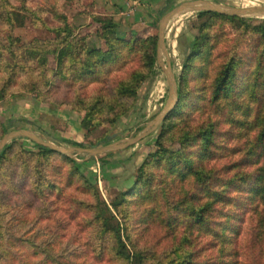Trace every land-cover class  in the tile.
<instances>
[{
	"label": "trees",
	"instance_id": "obj_1",
	"mask_svg": "<svg viewBox=\"0 0 264 264\" xmlns=\"http://www.w3.org/2000/svg\"><path fill=\"white\" fill-rule=\"evenodd\" d=\"M16 1L19 4L14 6L0 0V50L4 52L0 56V97H15L29 85L33 97L45 105L53 89L62 86L65 94L52 101L83 111L82 128L102 121L117 126L132 112L141 83L154 73L156 36L122 40L113 35L110 19L94 17L101 23L106 50L87 49L75 27L60 16L61 25L52 28L53 38H34L16 46L13 29L21 21L18 14L42 24L35 9L26 7L24 0ZM170 1H164L158 16L173 6ZM194 16L196 31L187 43L181 69L173 75L177 102L158 127L137 142L152 137L156 148L142 158L132 180L110 207L98 197L95 173L89 165L96 161L100 169L113 166L119 162L116 152L86 159L84 153H74L77 160L22 137L11 138L0 149V165L16 154L12 178L18 177L11 192L49 204L57 198L62 201L61 212L84 232L83 254L96 263L264 264V228L253 231L250 226L245 231L242 224L250 208L253 212L259 209L257 214L264 219V18L210 11H196ZM226 26L233 32L223 30ZM50 54L55 70L46 66ZM127 57H136L135 66L104 87L109 67ZM162 103L145 121L154 117ZM145 121L131 128L133 134ZM26 122L35 130L33 121ZM14 126L11 119L0 122V137ZM129 130L122 126L116 137L126 136ZM108 137L105 133L94 144H106ZM165 142H176L178 148L168 150ZM29 158L35 160L32 166L27 164ZM67 189L86 193L91 202ZM48 195L55 198L47 201ZM127 222L160 226L166 246L159 252L136 246ZM198 236H203L200 246H196ZM212 247L213 252L201 256L203 249ZM50 250L51 242L40 245L0 228V264H83Z\"/></svg>",
	"mask_w": 264,
	"mask_h": 264
},
{
	"label": "rangeland",
	"instance_id": "obj_2",
	"mask_svg": "<svg viewBox=\"0 0 264 264\" xmlns=\"http://www.w3.org/2000/svg\"><path fill=\"white\" fill-rule=\"evenodd\" d=\"M146 0H24L26 7L35 9L36 15L39 20L32 21L23 13L19 24H15L13 29V36L16 46H22L30 40L37 38L40 40L51 39L55 36L52 28L61 25L60 16H64L66 22L75 27L76 35L83 39L85 48L106 50V38L101 28V23L96 21L94 17H99L104 20L110 19L114 24L113 35L122 40H131L133 37L145 38L147 36H156L157 21L160 16L155 15L153 24L147 26L144 22L148 19L145 14L143 2ZM157 0H151L150 5L153 9ZM183 0H171L170 5H174ZM221 5L228 6H248V5H264V0H212ZM11 5H18L16 0H9ZM137 11V13H136ZM140 12V14H139ZM21 13V12H20ZM24 15V16H22ZM141 16L138 18V16ZM251 18H263L260 16H252ZM195 23L194 12H185L172 17L166 24L164 29V43L167 50V56L170 61L171 72L177 75L181 69V63L187 51V43L190 40L191 34L196 29L193 27ZM223 30L233 32L230 27H223ZM2 32L0 31V37ZM4 52L0 50V56ZM128 59V60H127ZM127 60V61H126ZM136 57H127L123 62H118L117 66L111 65L108 74L105 76L103 82L104 87L109 86L110 82L119 77L125 76L126 72L135 66ZM164 56L160 54L156 58V65L154 73L151 74L136 92L133 101L132 112L126 118H123L119 123L114 126L102 121L100 124L90 127L85 130L79 124L83 115V111L70 110L68 104H55L53 101L61 98L65 94V89L62 86L53 89V94L50 96L49 104L40 105L33 97L34 92L27 85L26 90L17 91L15 97H0V105L2 101L9 98H22L24 96L31 97L36 104L40 107H45L46 112H41L38 115L37 121L44 120L45 125H48V133L37 131L33 132L40 138L51 141L56 145L66 147L70 146L61 142L59 138L72 140L82 143L85 147L99 146L100 143L94 144L95 141L103 134L109 135L108 139L111 141L127 137L133 134L131 128L138 123L145 121L146 117L153 113L160 105L161 100L166 98V83L164 75L161 71L160 65L164 64ZM115 65V64H114ZM46 66L55 70L54 55H48ZM91 86V85H89ZM53 100V101H52ZM163 103L161 105H163ZM67 111L69 114L64 113ZM152 119V118H151ZM151 119L145 121L144 125ZM18 123H15L14 128H17ZM124 126L129 130L126 136L117 138L118 130ZM50 134V135H49ZM54 135V137L52 136ZM152 137H146L142 142L134 144L132 148L125 151L123 149L114 151L117 153V160L113 166H104L100 169L98 163H90V170L95 173V186L98 197L106 205L110 207V203L119 199L120 193L128 186L135 174V169L142 160V158L149 152H152L156 146L151 140ZM25 148L31 150L28 143L24 144ZM164 146L168 150H175L178 148L176 142H165ZM34 150V149H32ZM132 153V158H127ZM9 159L0 165V228H9L13 236L31 238L35 243L44 245L51 242L53 253H62L67 255L69 260L83 264H99L89 259L88 256L83 254V236L84 232H80L78 226L74 221L67 220L65 215L61 212L62 201L58 198L54 199L53 195L47 196V201L55 200L53 204L46 201H34L31 196L27 197L25 194H16L11 192V185H13L18 177L12 178V173L15 172L14 168L17 161L14 159L16 154L13 152L9 155ZM75 158V154L67 155ZM19 157V156H18ZM50 159V158H49ZM48 161L42 166L43 173H45ZM79 160V159H77ZM16 161V162H15ZM27 164L32 166L35 163L33 158L27 160ZM18 172V171H17ZM16 172V173H17ZM47 178V177H46ZM12 182V183H11ZM70 194L84 199L85 202H91L86 193H81L71 189H67ZM31 202L29 206L28 202ZM111 209V208H110ZM253 212L250 208L244 213L243 228H264V219H260L257 211ZM112 211V209H111ZM126 206L124 212H126ZM264 213V212H263ZM262 213V214H263ZM261 214V215H262ZM85 215V212L78 217ZM90 213L86 218H89ZM126 226L131 234L132 242L136 246L147 247L157 252L161 251L167 244L166 238H161L160 226L150 223H136L134 225L127 222ZM87 228V227H86ZM79 231V232H78ZM196 246H200L203 242V236L197 237ZM261 248L264 250V238ZM215 250V248H214ZM213 252V247L203 249L201 256Z\"/></svg>",
	"mask_w": 264,
	"mask_h": 264
},
{
	"label": "water",
	"instance_id": "obj_3",
	"mask_svg": "<svg viewBox=\"0 0 264 264\" xmlns=\"http://www.w3.org/2000/svg\"><path fill=\"white\" fill-rule=\"evenodd\" d=\"M196 11H210L226 16H236V17H252L260 16L264 18V5L254 4L248 6H228L221 5L212 0H183L169 9H167L157 21L156 26V45L155 52L156 58L162 54L164 56L165 65H160L161 71L164 75L166 83V98L160 110L154 115V117L147 122L139 131L133 135L123 137L111 142H108L99 146H66L62 147L54 144L51 141L45 140L38 137L32 131L26 128H13L4 132L0 137V149L4 144L14 137H22L30 140L35 144L44 146L50 150L56 151L61 154L71 155V153L79 154L84 153V158L94 157L101 153H106L110 151L121 150L127 148L133 144H136L139 140L153 132L165 116L174 108L177 102L176 93V83L174 76L171 72L170 61L167 56V50L164 43V29L167 22L174 16L185 13V12H196Z\"/></svg>",
	"mask_w": 264,
	"mask_h": 264
},
{
	"label": "crops",
	"instance_id": "obj_4",
	"mask_svg": "<svg viewBox=\"0 0 264 264\" xmlns=\"http://www.w3.org/2000/svg\"><path fill=\"white\" fill-rule=\"evenodd\" d=\"M151 0L144 1L143 8L145 11V14L147 15L148 19L145 20V24L147 26L153 24V19L155 18V15L158 14V11L165 0H157L156 7H152L150 5ZM137 13V11H136ZM140 14V12H139ZM141 16L139 15L138 18ZM43 112H46L45 107H40L31 97L24 96L20 98H9L8 100L2 101L0 105V122H7V120L11 119V123H18L17 128H26L30 131L37 132L42 131L45 132L48 129V125H45L44 120L41 122L37 121L38 115ZM66 114H69L67 111H63ZM14 120V122H13ZM26 120L33 121L35 123V130H31L30 124L26 122Z\"/></svg>",
	"mask_w": 264,
	"mask_h": 264
}]
</instances>
